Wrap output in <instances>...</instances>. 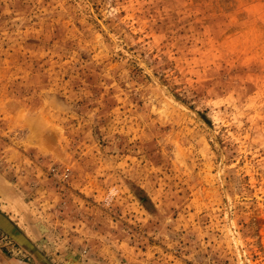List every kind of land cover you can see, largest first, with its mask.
<instances>
[{
  "label": "rangeland",
  "instance_id": "1",
  "mask_svg": "<svg viewBox=\"0 0 264 264\" xmlns=\"http://www.w3.org/2000/svg\"><path fill=\"white\" fill-rule=\"evenodd\" d=\"M0 210L59 264H264V0H0Z\"/></svg>",
  "mask_w": 264,
  "mask_h": 264
},
{
  "label": "crops",
  "instance_id": "2",
  "mask_svg": "<svg viewBox=\"0 0 264 264\" xmlns=\"http://www.w3.org/2000/svg\"><path fill=\"white\" fill-rule=\"evenodd\" d=\"M0 264H59L0 210ZM4 219L13 227L5 228Z\"/></svg>",
  "mask_w": 264,
  "mask_h": 264
},
{
  "label": "water",
  "instance_id": "3",
  "mask_svg": "<svg viewBox=\"0 0 264 264\" xmlns=\"http://www.w3.org/2000/svg\"><path fill=\"white\" fill-rule=\"evenodd\" d=\"M2 218V216H0V221L1 222H3V220L1 219ZM3 226H5V228H13L8 222H7V220H5L4 219V224H3Z\"/></svg>",
  "mask_w": 264,
  "mask_h": 264
}]
</instances>
